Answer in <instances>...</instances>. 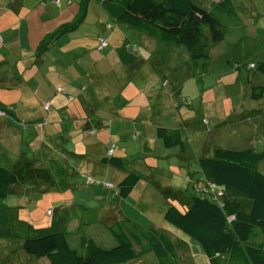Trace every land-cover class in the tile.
Wrapping results in <instances>:
<instances>
[{
	"label": "crops",
	"instance_id": "crops-1",
	"mask_svg": "<svg viewBox=\"0 0 264 264\" xmlns=\"http://www.w3.org/2000/svg\"><path fill=\"white\" fill-rule=\"evenodd\" d=\"M72 5L71 0H50L43 8L41 4L36 3L29 9L25 0H0V107L7 112V116L0 117V166L22 171V176L15 184L18 186H12L9 191L16 199L28 193L27 189L22 188V184L28 182L29 186H32L30 191L34 190V193L42 195V198L48 195L58 202L56 207L47 211L50 219L47 220L48 222L45 221L43 227L49 225L51 220L58 222L65 218L68 235L75 237L80 235L77 237L79 244L82 233H89L94 226L104 227L105 220H109L111 225L114 222L130 219L119 209L121 201L127 199L130 194L121 198L116 189L115 193L110 192L107 196L110 201L109 207L92 209L85 205L82 199L98 198L100 193L105 195L106 188L83 193L78 202L74 200L76 197L65 200L71 186H75L76 189L79 187L78 183H72L71 176L76 177L78 176L76 172L82 173L85 169L93 174L98 172L100 173L98 175L105 176L107 169L113 168L117 173L118 186L127 174L139 175L141 182L152 173L145 165L140 166L136 172L129 170L124 175L122 171L127 161L121 155L119 148L112 150L111 156L120 158L124 163L123 167L116 168L102 163V159L110 150L109 142L112 140L110 130L115 129V135L121 133L120 137H126L127 134H132L133 138L143 135V142L139 143L142 145L141 148H144L148 141L152 146L156 141L163 149H171L168 152L171 157L176 155L174 151H179L178 156L176 155L180 164L178 167L186 169L188 173L185 174L189 182L196 178V173L200 174V178L202 177L200 172H196L199 169L195 168L198 159L203 156L210 157L214 148H226L224 144L226 141L222 138L221 140H216L215 137L206 138V134L205 137L201 136L196 130V133L192 134L191 128L196 127L193 119L187 118V114L183 113L181 108L173 110L170 107L171 97H176L178 101L181 99V95H177V89H171L164 94L158 91L159 87H154L155 84L151 83L150 79L155 76L156 71L166 73L160 79L163 80L161 82L163 84H168L164 78L170 74L167 73L170 67L166 62L161 61L163 63L160 66L154 56L158 48L165 52L166 47L163 44L166 43L153 38V35L141 36L145 47H152L146 50L149 55L147 59L145 58V63L148 64L146 69L151 72L147 76L144 72L143 77L140 76L139 67L145 64L144 60H138L142 64L138 66V61H133L130 54L111 49L99 56L96 50L93 52L90 50L89 38H80L77 33L64 35L65 37L59 36L56 41L51 39L46 43L45 49L44 46L40 49V45L44 44L49 35L73 21L77 7L72 8ZM24 10L26 13H22ZM58 42L61 44L58 45ZM57 45L59 47L53 49ZM167 49L170 54L179 52ZM102 58L106 65L102 64ZM92 69L96 73L94 77L91 76ZM127 71L129 76L125 75L123 79L122 74ZM138 81L142 84L138 85ZM128 86L134 92L132 97L124 93ZM59 89L61 92H58ZM168 100L169 107H167ZM46 102L49 106L44 110L43 106ZM117 102L120 104L118 107L114 106ZM132 107L137 111L134 112ZM123 108H126L124 113ZM165 112L170 113L169 120L165 117ZM257 114L260 113L245 116L254 118L253 116ZM260 115L263 117L262 112ZM113 119L119 121L114 124V128L110 124L109 132L106 133L104 131L107 128L106 123ZM159 128L168 131L178 129L183 145L165 148L162 141L157 138ZM192 136L201 141L202 151L198 153L196 160L189 155L186 146V142L193 138ZM207 139L210 142H207ZM138 152L141 150L139 149ZM138 155L139 153L131 158L139 160ZM192 159L196 164L191 163ZM53 161L65 166L67 170L65 177H59L57 174L52 176L53 171L46 174L47 179H42V175L38 178L39 175L34 174L32 164L36 167V164L48 165ZM144 167L149 172L147 176L141 173ZM179 173L181 174V171ZM108 182L112 183L110 180L106 181ZM59 185L66 187L60 189ZM137 187L138 184L134 189ZM60 192L64 196L63 199L60 197ZM184 208V205L180 206V209ZM70 209H79L95 219L83 223L81 213L76 211L69 213ZM93 212L95 215L92 214ZM18 216L24 220L26 218L23 214L20 216V213ZM3 229L6 230L7 237L0 236V259L4 260L0 264H12L11 259L16 253H20L22 242L19 238L8 237L10 233L19 234L17 229H14L15 231L11 229L10 223Z\"/></svg>",
	"mask_w": 264,
	"mask_h": 264
},
{
	"label": "trees",
	"instance_id": "trees-1",
	"mask_svg": "<svg viewBox=\"0 0 264 264\" xmlns=\"http://www.w3.org/2000/svg\"><path fill=\"white\" fill-rule=\"evenodd\" d=\"M95 1L105 7L116 23L140 32L143 28L148 36L153 35L162 43L183 48L192 61L209 59L210 52L224 41L228 24L219 16L226 20L238 19L232 0H213L206 8L192 0ZM88 2L80 0L73 21L49 35L40 49L43 46L45 49L46 43L55 36L77 27L84 18ZM244 69L249 99H263L264 61ZM235 70L242 72L238 65H235ZM45 104L43 107L47 110ZM181 105L186 106V102ZM1 112L0 117L7 116L2 107ZM262 114L264 121V111ZM157 138L165 148L183 145L178 129L168 131L159 128ZM108 153L102 163L116 168L124 166L120 158L111 156L112 150ZM263 160L264 152L257 153L252 148H214L210 157L198 159L196 166L199 170L196 172H200L202 177L193 184L198 194L191 196L184 209L172 204L165 210L164 221L197 243L208 264H264V175L258 171V164ZM52 164H36V167L32 164V169L38 178L42 175V179H47L46 174L52 171V176H66L67 170L62 163L53 161ZM21 176L19 169L0 166V236L7 237L3 228L10 223L11 229H17L19 234L10 233L8 237L19 238L21 249L27 256L44 259L48 264H129L146 253H152L156 264H175L176 247L167 231L143 228L130 219L105 227L113 241L108 248L98 246L85 235L79 241V249L72 247L65 218L58 222L51 220L44 227L33 226L19 218L17 210H8L2 203ZM139 182V175L128 174L117 186L118 195L127 197ZM238 202H246V205L241 204L245 208L241 209ZM135 247L140 251L137 252Z\"/></svg>",
	"mask_w": 264,
	"mask_h": 264
},
{
	"label": "rangeland",
	"instance_id": "rangeland-1",
	"mask_svg": "<svg viewBox=\"0 0 264 264\" xmlns=\"http://www.w3.org/2000/svg\"><path fill=\"white\" fill-rule=\"evenodd\" d=\"M25 1L29 9L36 3L41 4V8H43L50 2V0ZM71 1L73 3L72 8L75 6L78 10V2L80 0ZM192 1L201 7H207L212 0ZM232 2L236 7L238 19L237 21L234 19L226 20V18L219 16L222 21L228 24V31L224 41L210 52L209 59L192 61L183 48L163 44L166 47L165 52L158 48V53L156 52L154 56H156V60H158L160 66L163 63L161 61L164 60L167 66L170 67V70L167 72L170 74L164 78L168 84L161 83L163 80L160 79L166 73L159 71L154 72L155 76L150 81L155 84L154 87H159L158 91L164 94L171 89H177V95H181V101L179 100V102L176 97L169 98L171 101L170 107L173 110L181 108L183 113L187 114V118L193 119V124L196 127L191 128L192 134L197 131L201 136L204 135L205 137L206 134V138L215 137L216 140L222 138L226 141L224 144L227 149L234 150L250 147L255 152L262 153L264 152V121L260 114L264 111V98L259 101L249 99V88L246 83V72L244 68L250 64L264 61V0H232ZM22 13H26V11L24 10ZM77 25L70 32L59 36L77 33L80 38H89L88 44L91 47L90 50L92 52L96 50L99 56L106 54L110 49L116 52H120L119 50H121L125 51L128 55L130 54L133 61L144 60L143 62L145 63V58L147 59L149 55L146 50L152 48H146L144 41L141 39V36L148 34L143 28H140L142 31L140 32L131 26L116 23L115 19L108 14L105 7L95 0H89L84 18ZM59 36H55L52 41H56L57 37L60 38ZM59 44L61 42H58ZM58 45L54 46L53 49L58 48ZM167 48H170V51L174 50L179 52H172L170 54ZM101 50L103 51L102 53L98 52ZM139 61L137 63L138 66L142 65ZM102 64L106 65L103 62V58ZM146 65L148 64H143L145 66L144 68L143 66L139 67L141 77H143L144 72L146 76L151 72L146 69ZM235 65L240 66L242 72L235 70ZM90 72L91 76L94 77L96 73L93 69ZM128 74V71L123 73V79H125V75L129 76ZM133 76L135 77V75ZM137 84L141 85L142 83L138 81ZM130 86H132V83H130ZM124 93L129 97L134 95L133 90L129 89V86L124 90ZM61 96L64 95L61 94ZM183 101L186 102V106L181 105ZM119 102L114 104V106L118 107L120 105ZM167 107H169V100ZM132 108L134 112L137 111L135 107ZM125 110L126 108H123V113ZM255 113L260 114L253 116L254 118L245 116ZM169 114L165 112V117H168ZM201 118L202 123H200ZM169 119L170 117H168ZM117 121L119 119L108 121L106 123L107 128L104 131L106 133L109 132V125L111 124L114 128V124ZM122 121L128 123L126 120ZM115 131L113 129L109 132L112 135L109 147L110 150L119 148L121 155L125 157L124 159H126L127 165L124 171H122L123 174H127L129 170L136 172L140 166L145 165L152 172L148 178H144L138 183L137 189H133L127 199L121 201L119 209L125 216L130 217L133 222L143 228L153 227L167 231L170 240L176 247L175 264H208L201 247L180 231L174 229L163 219V214L172 205L171 203H175L174 205L180 208L184 204V206L188 205L193 194H198L193 188V184L195 179L200 178V174L196 173V178L192 182H189L186 176L188 173L186 169L184 167H178L180 165L177 157L179 151H174L177 156L173 155L171 157L168 154L171 149H163L162 145L160 146L156 141H154L153 146L148 141L144 145V148H141L142 145L139 143L143 142V135L133 138L132 134H127L126 137H120L121 133L115 135ZM192 137L186 142V146L188 147L187 151L189 155L196 160V156L202 151L201 141L199 138ZM207 142H210V140L207 139ZM145 146L149 150H146ZM139 149L141 152H138ZM158 150L161 151L157 152ZM138 153L139 155L137 157H139V160H133L131 156H135ZM193 159L191 163L196 164V161ZM195 168L198 167L195 166ZM82 171V173L76 172L78 175L76 177L71 176L72 183H78L79 187L76 189L75 186H71L70 190L67 191L68 194H66L65 200L76 197L74 200L78 202L81 199V194L92 193L93 190L98 188H106L107 193L105 195L100 193L101 198L98 194V198H91L90 200L82 199V201H85L84 204L92 209L97 207L105 208V206L109 207L110 201L107 196L110 192H116L117 173L113 168L107 169L105 176L98 175L100 174L98 172L93 174L86 169ZM142 171L141 173L145 176H147V173L149 174L148 170H145V167ZM180 171L181 174L179 173ZM258 171L264 175V160L258 164ZM83 174L86 177L90 176L89 179L92 181L95 180V182L90 183L87 178L83 177ZM108 180L112 181L114 185L112 188L106 185V181ZM16 186L18 184L14 187ZM30 187L32 186H29L28 182L23 183L22 188L28 191L25 196H21L18 200L12 196V193H9L2 203L7 208L17 209L18 215L19 213L20 216L23 214L26 217V221L30 222L33 226L40 227L49 221L50 216H48L47 211L56 207L58 202L48 197V195L42 198V195L34 193V190L30 191ZM61 193L60 197L63 199L64 196ZM241 204L246 205V202L237 203L241 209H244V205ZM73 211L81 213L80 217L83 223L95 219L79 209H70L69 213ZM92 214L95 215L94 212ZM108 221H104V227L103 225L91 227L90 234L82 233V235L92 238L94 243L100 247H110L113 241L105 231L106 225H109ZM77 237H80V235H77ZM77 237L70 235L68 239L71 243H77ZM70 245L72 247L77 246L78 249L80 247V244ZM135 250L137 252L140 251L138 247H135ZM2 261L4 260L0 259V262ZM11 261L12 264H48L44 259L37 260L34 257L27 256L22 249L20 253L18 252L12 257ZM156 263L157 260L154 255L152 253H146L129 264Z\"/></svg>",
	"mask_w": 264,
	"mask_h": 264
},
{
	"label": "built area",
	"instance_id": "built-area-1",
	"mask_svg": "<svg viewBox=\"0 0 264 264\" xmlns=\"http://www.w3.org/2000/svg\"><path fill=\"white\" fill-rule=\"evenodd\" d=\"M48 107V104H45V108ZM3 113L1 112L0 115H2ZM90 183L93 182L92 180H90L89 178L87 179ZM108 187H112L111 183H107L106 184Z\"/></svg>",
	"mask_w": 264,
	"mask_h": 264
}]
</instances>
